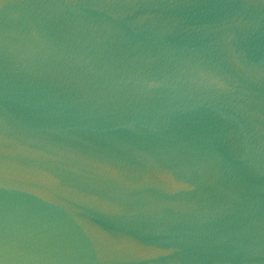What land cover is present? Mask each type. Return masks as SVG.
Returning a JSON list of instances; mask_svg holds the SVG:
<instances>
[{"label": "water", "instance_id": "water-1", "mask_svg": "<svg viewBox=\"0 0 264 264\" xmlns=\"http://www.w3.org/2000/svg\"><path fill=\"white\" fill-rule=\"evenodd\" d=\"M0 264H264V0H0Z\"/></svg>", "mask_w": 264, "mask_h": 264}]
</instances>
